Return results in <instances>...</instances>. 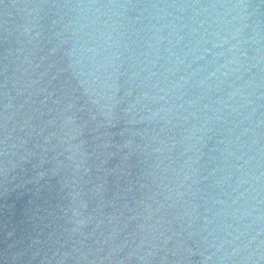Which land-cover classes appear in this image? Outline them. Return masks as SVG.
Instances as JSON below:
<instances>
[{
  "label": "water",
  "instance_id": "water-1",
  "mask_svg": "<svg viewBox=\"0 0 264 264\" xmlns=\"http://www.w3.org/2000/svg\"><path fill=\"white\" fill-rule=\"evenodd\" d=\"M0 264H264V0H0Z\"/></svg>",
  "mask_w": 264,
  "mask_h": 264
}]
</instances>
